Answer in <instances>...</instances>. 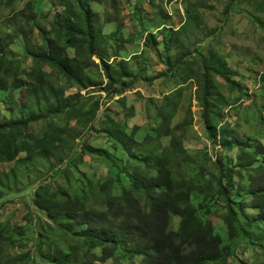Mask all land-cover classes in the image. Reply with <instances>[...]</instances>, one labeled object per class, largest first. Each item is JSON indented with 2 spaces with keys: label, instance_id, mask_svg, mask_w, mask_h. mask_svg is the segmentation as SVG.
Segmentation results:
<instances>
[{
  "label": "trees",
  "instance_id": "obj_1",
  "mask_svg": "<svg viewBox=\"0 0 264 264\" xmlns=\"http://www.w3.org/2000/svg\"><path fill=\"white\" fill-rule=\"evenodd\" d=\"M107 1L59 0L50 18L45 16L50 29L39 26L38 38L33 40L25 35L38 19L34 4L27 1L16 9V0H0V21L4 15L9 19L10 13L20 18L19 22L9 21V32L0 26V163H15L9 171L0 170V207L6 196L17 193L12 187L28 168L38 161L50 162L53 174L40 180L27 197L25 219L38 226L41 217L44 231L64 244L37 258L31 253L42 252L41 245L17 239L20 230L10 223L1 225L0 264H264V146L252 148L249 138L230 129L222 110L227 99L215 83L221 77L231 91L243 92L245 86L231 80L234 72L218 68L224 65L218 56L209 62L203 59L202 74L186 66L187 54L180 40L186 25L178 30L169 28L172 35L162 38L166 52L172 42L179 45L175 66L183 67L180 79L185 82L196 75L201 83V115L214 144L221 149L237 148L235 155L214 162L213 180L201 181L208 175L204 165H199V175L188 176L189 167L197 166L201 156L181 144L187 121L171 125L180 89L165 100L156 117L161 123L142 141L136 138L137 127L117 122L104 113L99 100L88 104L81 95V91L102 84L86 74L96 63L95 51L105 54L106 45L117 39V32L102 34L92 7ZM255 1L264 8V0ZM115 20L109 15L104 19L107 24ZM254 20L264 30V22L256 16ZM12 35L24 40L25 53L33 61L30 68L10 56ZM145 45L156 49L152 32ZM121 51L122 47L116 46L112 56L101 57L107 79L102 90L107 100L123 95L145 77L144 71L131 72L125 59L115 63V68L105 64ZM161 58L170 64L168 57ZM46 67L57 80L62 77L64 81L55 82ZM168 74L162 72L153 79ZM73 90L76 92L68 93ZM13 92L19 95L17 99H7ZM2 106L9 112L8 118L1 114ZM88 132L102 135L103 144H89ZM84 154L102 157L110 163L104 164L106 172L113 167L116 175L99 179L84 173L86 184L79 189L51 181L60 174L69 177L70 171H79L77 165ZM129 163L134 166L129 168ZM83 164L90 165L87 161ZM214 207L226 209L218 227L200 217V212L209 214ZM222 225L225 236L218 232ZM250 246L260 252L261 259L249 260L240 254V249ZM26 257L32 259L26 261Z\"/></svg>",
  "mask_w": 264,
  "mask_h": 264
},
{
  "label": "rangeland",
  "instance_id": "obj_2",
  "mask_svg": "<svg viewBox=\"0 0 264 264\" xmlns=\"http://www.w3.org/2000/svg\"><path fill=\"white\" fill-rule=\"evenodd\" d=\"M27 1L34 4L38 19L25 36L30 35L33 40H37L39 26L43 29H50L45 16L50 18L49 15H52L59 0H16L15 8H22ZM256 3L255 0H108L106 5L93 4V10L99 16L98 26L102 29V34L107 36L112 32H117V39L106 45L105 54L98 50L95 51L93 59L96 63L86 70V74L102 84L81 91V95L85 96L88 104L99 100L101 109H106L104 113L107 112V115L115 117L117 122L127 121L128 125L137 127L136 138L142 141L152 128L161 123L160 118L156 117L161 108L163 109L165 100L180 89L177 112L171 125L176 126L187 121L188 125H186V131L182 133L181 144L189 150L199 151V156H201L198 165H191L187 174L190 177L199 175L201 173L199 165H204L208 175L206 178L201 177V181L213 180L212 177L216 172L214 162L219 158H224L225 155L229 158L235 155L237 148L221 149L214 144L201 115V102L198 99L201 83L196 75L190 76L192 79L185 82L180 79L182 76L180 70L183 67L182 65L175 66L177 64L176 55L180 52L178 43L172 42L171 50L166 52L161 42H163L162 38L172 35L169 28L178 30L186 25L187 28L180 37L181 42L184 43L183 51L187 54L186 66L202 74L203 59L209 62L214 55L222 59L224 65L221 63L218 68H227L234 72L231 80L245 86L243 92L238 89L231 91L229 84L223 78H216L218 82L215 86L218 92L227 99L228 105L222 109L228 117L225 120L230 121L229 127L235 134L241 138H249L252 148L257 147L258 144L264 146V30L254 20L256 16L264 22V8H259ZM3 5L4 3H1V6ZM106 15L116 19L115 23H105ZM9 17L8 19L4 15L0 21V26L7 32L12 26L10 20L14 22L20 20L13 13H10ZM149 32L156 37V49L145 45ZM23 41L22 37L17 35L10 36L8 51L10 56L18 59L24 68H30L33 61L25 53ZM116 46L122 47L120 55L109 58L105 64L115 68V63L120 59H125L126 66L131 72L144 71L145 77L135 81L133 87L126 90L123 95L107 100L106 92L102 90L107 84V79L104 75L101 57L112 56ZM162 56L166 60L168 57L170 64L165 63ZM45 69L55 82L64 81L62 77L57 80L48 67ZM162 72L169 74L164 79H153ZM75 92L76 90H73L68 93ZM18 96L16 92H13L7 99L14 97L16 100ZM103 103H105L104 106ZM2 108L1 114L8 118L9 112L4 106ZM74 122L73 120L71 124L73 125ZM39 125H36V130H39L37 128ZM176 131L180 133L179 129ZM88 135H90L88 136L89 144L93 146L103 144L102 135L96 132H88ZM84 161L89 162L90 165H84ZM105 163L110 165L98 155L84 154L81 163L77 165L79 171L75 170L74 173L70 171L69 177L65 173L60 174L51 181L79 189L86 184L87 177L84 173L99 179L116 175L112 166L113 169L106 172ZM132 164L129 163L128 167L134 166ZM50 165V162H35L33 167L28 168V171H25L20 180L13 185L12 191L17 193L6 196L3 199V201L7 200L5 205L0 207V226L10 223L12 227L15 226L20 230L16 236L17 239L27 240L26 243L32 242L35 246L37 243L45 252H55L64 244L59 243L56 237L44 231L41 217L36 226L37 224L34 225L33 222L30 223L25 219V214L28 211L27 197L32 193L34 186L40 180H48L53 174ZM14 166V162L0 163V170L9 171ZM201 199L202 197L195 200V204ZM96 207L104 208L99 205ZM225 214V208L214 207L209 214L200 212V217L211 220L218 227L222 224ZM225 230V225H222L218 232L225 236ZM38 236L42 237H39L37 241ZM25 242H21L20 245ZM34 245L33 248H35ZM243 253L248 256L245 258L249 260L251 257L256 258L255 261L261 259L260 252L252 250L251 246L240 249V254ZM31 259L32 257H26V261ZM105 264H112V262L108 261Z\"/></svg>",
  "mask_w": 264,
  "mask_h": 264
},
{
  "label": "clouds",
  "instance_id": "obj_3",
  "mask_svg": "<svg viewBox=\"0 0 264 264\" xmlns=\"http://www.w3.org/2000/svg\"><path fill=\"white\" fill-rule=\"evenodd\" d=\"M31 254H33V255H37V258H38V257H41V256H40L41 254H42V256L46 255V254H45V251L40 252L38 249H37L35 252H32ZM31 256H32V255H31Z\"/></svg>",
  "mask_w": 264,
  "mask_h": 264
},
{
  "label": "bare ground",
  "instance_id": "obj_4",
  "mask_svg": "<svg viewBox=\"0 0 264 264\" xmlns=\"http://www.w3.org/2000/svg\"><path fill=\"white\" fill-rule=\"evenodd\" d=\"M71 234V233H70Z\"/></svg>",
  "mask_w": 264,
  "mask_h": 264
}]
</instances>
